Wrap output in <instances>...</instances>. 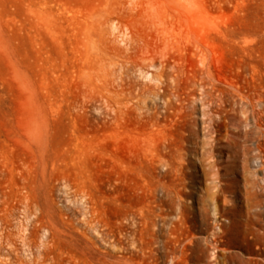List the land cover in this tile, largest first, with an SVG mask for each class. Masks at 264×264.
Listing matches in <instances>:
<instances>
[{"label": "rangeland", "instance_id": "374dc122", "mask_svg": "<svg viewBox=\"0 0 264 264\" xmlns=\"http://www.w3.org/2000/svg\"><path fill=\"white\" fill-rule=\"evenodd\" d=\"M161 2L174 69L116 103L66 22L111 0H0V264H264V0Z\"/></svg>", "mask_w": 264, "mask_h": 264}, {"label": "bare ground", "instance_id": "6f19581e", "mask_svg": "<svg viewBox=\"0 0 264 264\" xmlns=\"http://www.w3.org/2000/svg\"><path fill=\"white\" fill-rule=\"evenodd\" d=\"M111 1H112V3H114L116 5L117 9L116 8L108 9L105 6H101V7H97V8H91V9L87 10L86 12L82 13L81 15L79 13L78 14L79 16H76V17L73 16V18L66 19V22H67V25H69L71 27L70 29H72L71 33H72V36L74 39L73 40L74 41L73 54H74L76 61H77L76 68H77V71L79 73V75H77V76H79L78 80L80 79V81L77 83H81L84 87L86 86L87 89L93 88L95 86L99 87L102 91H100V89L98 91H100L103 94V95L100 94L101 96H103L106 100H109V102L115 101L117 103L119 100H121L120 99L121 96L124 93H126L129 89L132 88L133 82H129L125 79V77L127 78V73H128V69H129L128 66L134 65L135 61L136 60L138 61V59H140L143 62L148 59L149 61L147 63H149V64L147 65L146 68H149L151 70V73L149 72V74H148L147 72H145L142 74L145 76H146V74H148L149 79L151 81H153V83H154V82L159 81L162 78V76L165 72V69L169 65H171L170 67L173 68V66L175 65V62H174L175 60L173 61V59H174L173 56H176V54L173 53L172 56H168L171 54L165 55V53L163 52L165 47L170 45L169 40H168V33H169L168 28L170 27L169 24L173 18H171V21H168L169 23L165 20H159L158 19L159 22L158 23L153 22L154 24H151L150 27L147 25H143L142 22L144 23V20L142 21L141 18H140L141 19L140 21H142L141 23H139V21L137 19L138 17H143L144 15H148L150 9H152L153 4L157 3L158 5H162V3H163V2H161L162 0H111ZM114 9H116V10H114ZM181 10H183V9H181ZM170 11L172 12L173 15L179 14V10H177L175 7L172 8ZM162 19H163V17H162ZM174 20H176V18H174ZM122 28H124V30ZM182 30H184V29H182ZM184 33H185V30H184ZM178 34L179 33H177V35ZM182 35H180V36L182 37ZM173 37H175V36H173ZM172 40H173V38H172ZM185 40H186V38H185ZM175 42H176V40H175ZM175 44H177V42ZM171 45H173V43H171ZM196 45H197V47H199L197 43H196ZM196 45H194V46H196ZM152 47L154 49H156L155 51L157 54H159L158 55L159 58H156V57L155 58L154 57L147 58L148 56H151L150 54L149 55H146V54L152 52V50H151V49H153ZM149 49L151 51H149ZM154 49H153V51H154ZM156 53H154V54H156ZM145 55H146V57H145ZM155 56H157V55H155ZM176 66H178V65H176ZM173 69H170V70L177 72V71H175L176 69L175 70H173ZM174 74H176V73H174ZM141 84H143V83H141ZM137 87H138V84H137ZM137 87H136V89H138ZM142 87H144V86H142ZM148 87H151V86L149 85ZM146 88L147 87H145V90H146ZM153 89L154 88L149 89V93H150L151 99H154V101H155V98H157L158 92L156 93L155 92L156 90H153ZM157 90H158V87H157ZM131 91H132V89H131ZM89 93H91V92H89ZM141 94H142V92H141ZM256 97H257L256 99H254L253 101L251 100V101L255 102L256 106L258 105L261 108H263L264 104L261 101L260 96L259 97L256 96ZM136 98H137V96H136ZM123 99L121 101H123ZM137 100H139V99L137 98ZM140 100L143 101V97ZM146 100H144V101H146ZM238 100L242 101L240 99H238ZM243 101L246 102L244 99H243ZM123 103L126 104L125 101ZM140 103H141V101H140ZM242 103L243 102H241V104ZM105 104H107V103H105ZM136 104H138V103L136 102ZM109 105H110V103H109ZM130 105H131V103H130ZM128 106L129 105H127L125 107V109ZM253 106H255V105H253ZM135 108L133 110H135ZM257 109H259V108H257ZM119 111H120V109H119ZM259 111H261V110H259ZM149 114H153V113L152 112L150 113L148 111V115ZM252 114H253V112H252ZM150 118H152V116ZM253 122H255V121H253ZM254 126L256 127L254 132L258 138L261 137L262 135H264V132L261 133L260 132L261 130L260 131L258 130V128H259L258 126H256L255 124H254ZM250 132H251V130H250ZM248 133H249L248 131L244 132L243 135H247ZM258 138H256V139H258ZM259 168H260V166H259ZM263 182H264V180H263Z\"/></svg>", "mask_w": 264, "mask_h": 264}]
</instances>
